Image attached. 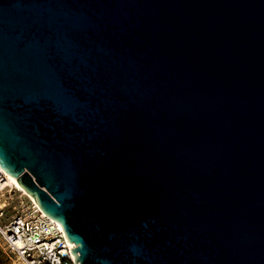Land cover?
I'll return each mask as SVG.
<instances>
[{
	"label": "water",
	"instance_id": "obj_1",
	"mask_svg": "<svg viewBox=\"0 0 264 264\" xmlns=\"http://www.w3.org/2000/svg\"><path fill=\"white\" fill-rule=\"evenodd\" d=\"M0 167L75 264H264V0H0Z\"/></svg>",
	"mask_w": 264,
	"mask_h": 264
},
{
	"label": "built area",
	"instance_id": "obj_2",
	"mask_svg": "<svg viewBox=\"0 0 264 264\" xmlns=\"http://www.w3.org/2000/svg\"><path fill=\"white\" fill-rule=\"evenodd\" d=\"M14 185L0 167V196ZM6 203L0 207L5 214ZM0 241L15 264H75L71 244L63 229L30 200L22 213L0 220Z\"/></svg>",
	"mask_w": 264,
	"mask_h": 264
},
{
	"label": "rangeland",
	"instance_id": "obj_3",
	"mask_svg": "<svg viewBox=\"0 0 264 264\" xmlns=\"http://www.w3.org/2000/svg\"><path fill=\"white\" fill-rule=\"evenodd\" d=\"M6 203L5 214L0 217L1 222L5 223L10 217L22 214L30 205V199L17 188H8L0 196V207ZM0 264H15L8 255L4 244L0 241Z\"/></svg>",
	"mask_w": 264,
	"mask_h": 264
},
{
	"label": "bare ground",
	"instance_id": "obj_4",
	"mask_svg": "<svg viewBox=\"0 0 264 264\" xmlns=\"http://www.w3.org/2000/svg\"><path fill=\"white\" fill-rule=\"evenodd\" d=\"M6 175L8 176L9 181L11 182L12 185L15 186L19 191H21L24 195L27 196L25 191L23 190L22 186H20L5 170H3ZM28 197V196H27ZM31 201H33L35 204H37L32 198L28 197ZM45 214V212H43ZM46 215V214H45Z\"/></svg>",
	"mask_w": 264,
	"mask_h": 264
}]
</instances>
